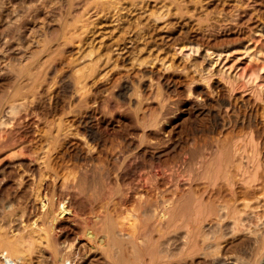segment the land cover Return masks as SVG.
Instances as JSON below:
<instances>
[{
    "label": "bare ground",
    "instance_id": "1",
    "mask_svg": "<svg viewBox=\"0 0 264 264\" xmlns=\"http://www.w3.org/2000/svg\"><path fill=\"white\" fill-rule=\"evenodd\" d=\"M215 2L0 0V22L38 29L0 44V264H264V24L232 69ZM103 20L131 33L105 40ZM161 22L178 24L159 35L172 77L135 55ZM179 147L186 177L159 201Z\"/></svg>",
    "mask_w": 264,
    "mask_h": 264
},
{
    "label": "rangeland",
    "instance_id": "2",
    "mask_svg": "<svg viewBox=\"0 0 264 264\" xmlns=\"http://www.w3.org/2000/svg\"><path fill=\"white\" fill-rule=\"evenodd\" d=\"M60 3H55V5L59 6ZM210 10H214V7H210ZM57 12H54L51 10V12H47V16L43 14V12H40L38 14V17L41 15H44L46 17V20H51V23L55 24H60L62 22L61 16H60V9L55 10ZM222 11H227L232 14L233 20L232 22L234 25L229 28V29H222L220 33L217 35L211 37V42L215 44H221V43H230V45H234V47L231 49L233 51V55H231L227 62L228 66H231L232 69H239L241 66L245 65V62H247V53L245 49L243 48V45L241 42H243L245 39H247L248 43L252 42L256 36L255 35H250L251 32L253 31L254 28L257 27L259 23L264 24V0H241L237 4H233L231 0H216L215 2V14L220 13ZM40 15V16H39ZM37 22V18H34L31 23H28V32L26 33L23 28L20 27V24L16 23H8V21H1L0 22V44L4 48L5 46V40H14V41H19V42H24L27 38V35L29 34L30 36H36L38 29L37 26L35 27L33 24ZM99 35L104 34V39L108 40L111 37H117V36H129L130 28L129 27H124L123 28V33H120L119 28H116L114 26V23L103 20L101 23H99ZM97 26V27H98ZM35 27V28H34ZM178 27V24L173 25L171 24H166V22H161L156 25V29L152 31V35L156 38V42H160L159 35L163 34L167 31H170L172 29H175ZM26 29V28H24ZM25 33V36L22 38L21 33ZM175 36H179L180 38L183 39L184 34L181 29H179L176 33ZM167 45L164 46L163 44ZM160 45L162 46H152L150 49L146 50H137L135 52V55L145 57L146 59H152L156 58L154 60V63H160L163 60L166 61L165 66H171L167 71L166 70V75H170L171 77L173 74L171 73V69H173L174 66L180 61L178 53H175V50H173L167 43H164L161 41ZM153 44V43H152ZM150 53V55H149ZM160 59V61H159ZM68 67H66L65 70H67ZM70 70V68L68 69ZM168 93V102L170 101L171 103H176L181 96H185V92L183 88L179 87L177 91H172L171 89L167 91ZM149 95H152V102L147 105L148 108V113L151 114L152 111L156 108H158L157 101L158 98L154 96L153 93L148 91ZM156 94V93H155ZM74 96V90L71 89H66L62 88L59 91V98L62 100L70 101ZM146 106V105H145ZM183 110L178 109L175 110V112L181 113ZM188 123V120L186 119V116H180V119H177L174 124H176V128L181 132V135H184V131L186 129L185 125ZM150 136H147V139H149ZM206 143V140H201L200 144L203 145ZM191 145H195L192 143ZM184 146V144H183ZM206 146V145H205ZM184 157V150L182 147H179L177 151L170 155V157L166 158L167 164H168V169L167 173L164 178V184L165 186L168 185L167 190L162 192L158 200L161 201L162 199H167L169 198L172 193V187L171 185L175 183L178 179H183L186 177V173L183 170L182 166V159ZM158 167L159 162L156 159H153ZM161 179V178H160ZM162 180V179H161Z\"/></svg>",
    "mask_w": 264,
    "mask_h": 264
}]
</instances>
